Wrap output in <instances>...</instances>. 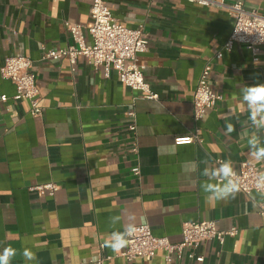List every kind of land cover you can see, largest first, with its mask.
I'll return each instance as SVG.
<instances>
[{"label":"crops","instance_id":"0c3cea01","mask_svg":"<svg viewBox=\"0 0 264 264\" xmlns=\"http://www.w3.org/2000/svg\"><path fill=\"white\" fill-rule=\"evenodd\" d=\"M216 1H240L245 10L264 15V0ZM91 2L0 0V65L10 55L31 60L43 109L32 116L29 102L14 99V84L0 74V252L17 249L12 264H36L19 254L24 247L37 253L39 264H96L100 255L102 264H164L162 250L128 260L121 255L125 248L100 249L114 230L109 218L121 215L116 229L147 224L171 242L180 241L187 221L237 228L223 243L203 241L195 250L203 261L189 259L184 250L172 264H264V196L239 192L234 199L208 200L200 187L207 179L203 169L218 160H231L234 170L247 161L264 174V161L250 154L247 140L255 129L240 93L264 83V45L256 60L242 44L216 58L233 27L221 4L106 0L120 24L143 27L148 45L137 61L156 95L149 99L83 56L74 64L66 57L42 58L45 50L72 44L65 21L79 24L90 42ZM206 63L210 86L222 99L194 122L192 98ZM226 123L235 131L226 134ZM195 133L190 143L175 142ZM260 136L264 144V132ZM135 166L138 175L131 171ZM46 183L57 190L29 189Z\"/></svg>","mask_w":264,"mask_h":264},{"label":"built area","instance_id":"2783aa9c","mask_svg":"<svg viewBox=\"0 0 264 264\" xmlns=\"http://www.w3.org/2000/svg\"><path fill=\"white\" fill-rule=\"evenodd\" d=\"M202 6L215 4L223 5L233 18L232 31L221 49L216 53L220 58L224 51H230L234 44L244 45L251 53L254 60L257 59L264 45V15L256 10L247 11L242 2L224 4L216 0H188ZM64 25L72 39V44L66 47L48 49L43 52V59L58 60L68 58L70 64H74L79 56H83L96 69H102L107 76L110 70H114L119 81L132 90L139 91L146 98L153 99L156 95L151 91L149 84L144 79V67L137 61L139 53L147 49L148 39L143 27L129 28L120 24L112 16L106 5V0H92L90 5V22L87 32L90 42H86L82 27L79 24L65 21ZM211 64L206 63L202 68L192 98V119L198 122L206 109L213 108L222 99L221 94L216 93L209 83ZM0 74L9 79L15 86L14 99H26L30 104L29 112L34 117L42 115L39 91L35 84V75L31 70V60L23 55H10L4 58L0 65ZM4 100V97H2ZM133 113H130L132 115ZM134 121L128 124V130L135 132ZM197 139V135L177 137V144L190 143ZM131 151L137 152V145H132ZM222 160H218V163ZM134 175L139 174L137 166L131 169ZM239 178L240 192L250 195L257 193L255 189L256 179L261 173L253 164L241 161L239 169L235 170ZM30 190H46L53 194L57 190L54 183L35 185ZM261 216H264V206L260 205ZM137 231L129 238L127 247L121 255L128 260L135 258L151 257L156 250L164 252V264H172L174 257L180 258L184 250H188L187 257L197 262L203 261L202 255H196L195 250L207 239H215L223 243L225 237H233L237 233L236 227L227 230L217 228L215 221H187L181 229V239L171 242L167 237L156 236L147 224H138ZM103 249V244H100ZM104 257L96 260V264H102Z\"/></svg>","mask_w":264,"mask_h":264},{"label":"clouds","instance_id":"9594fccd","mask_svg":"<svg viewBox=\"0 0 264 264\" xmlns=\"http://www.w3.org/2000/svg\"><path fill=\"white\" fill-rule=\"evenodd\" d=\"M243 103L248 109V120L255 132L248 137L247 143L251 156L256 161H264V144L261 142L260 133L264 132V83L246 85L240 89ZM226 134L235 131V126L226 123ZM204 163L207 165L208 161ZM196 165L192 171L196 170ZM201 175L207 179L202 181L200 187L207 194L206 199L216 201H226L234 199L240 192V183L231 160L219 162L218 166H207ZM255 189L258 194L264 196V174L259 175L255 182ZM121 215H114L109 218V226L114 230L108 239L104 241V247L110 248L113 252H119L126 248L129 238L133 237L137 231L134 223H127L123 231L116 229V225L121 222ZM19 254L27 262L39 264L37 253L28 247H24ZM18 255V250L7 246L0 252V264H12V260Z\"/></svg>","mask_w":264,"mask_h":264}]
</instances>
